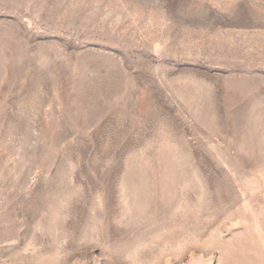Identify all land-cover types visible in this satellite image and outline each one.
<instances>
[{
    "label": "rangeland",
    "instance_id": "374dc122",
    "mask_svg": "<svg viewBox=\"0 0 264 264\" xmlns=\"http://www.w3.org/2000/svg\"><path fill=\"white\" fill-rule=\"evenodd\" d=\"M0 264H264V0H0Z\"/></svg>",
    "mask_w": 264,
    "mask_h": 264
},
{
    "label": "bare ground",
    "instance_id": "6f19581e",
    "mask_svg": "<svg viewBox=\"0 0 264 264\" xmlns=\"http://www.w3.org/2000/svg\"><path fill=\"white\" fill-rule=\"evenodd\" d=\"M184 160V159H183ZM185 163V162H184ZM188 164V163H187ZM16 225V224H15ZM8 230V229H7ZM13 230V229H12ZM3 231V230H2ZM5 231V230H4ZM10 232V231H9ZM52 232V231H51ZM17 234V233H16Z\"/></svg>",
    "mask_w": 264,
    "mask_h": 264
}]
</instances>
